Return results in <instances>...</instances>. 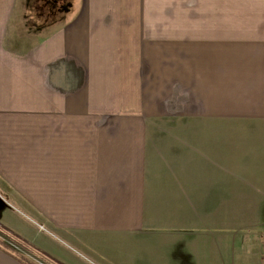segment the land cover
I'll use <instances>...</instances> for the list:
<instances>
[{
    "label": "crops",
    "instance_id": "obj_1",
    "mask_svg": "<svg viewBox=\"0 0 264 264\" xmlns=\"http://www.w3.org/2000/svg\"><path fill=\"white\" fill-rule=\"evenodd\" d=\"M170 1L0 0V223L54 263L262 264L264 45Z\"/></svg>",
    "mask_w": 264,
    "mask_h": 264
},
{
    "label": "rangeland",
    "instance_id": "obj_2",
    "mask_svg": "<svg viewBox=\"0 0 264 264\" xmlns=\"http://www.w3.org/2000/svg\"><path fill=\"white\" fill-rule=\"evenodd\" d=\"M183 1V0H182ZM200 1V2H198ZM194 3V0H189L186 3L180 4L178 0H172L169 3H154L152 5L153 10H227L232 12L231 18L226 20V25L231 28V35L233 42L244 41L246 43L263 44L264 45V0H198ZM138 5V4H137ZM150 5V6H151ZM28 6V4H27ZM149 6V4H148ZM29 21V20H28ZM210 21L216 22L217 28L224 27V20H193V19H169V39L170 44L173 42L178 44H185L191 42L193 30L195 27L197 31H204L202 22ZM257 36H259L257 38ZM258 39V40H257ZM246 48L242 45V51ZM254 49L264 54V46H254ZM171 52V51H170ZM247 53V52H246ZM172 58V55H170ZM237 61L235 60L234 63ZM245 65L241 70L244 73L250 70L254 63L250 58H243L238 61ZM238 68L234 66V75L237 73ZM237 73V74H236ZM175 100L170 101V105H175ZM238 106V104H235ZM192 118L190 114H186ZM203 133V132H202ZM220 133V132H219ZM186 139L192 138L191 131L183 132ZM235 134V132H234ZM6 227V226H5ZM8 228V227H7ZM9 229V228H8ZM42 229V228H41ZM11 230V229H10ZM12 231V230H11ZM15 233V232H14ZM19 236V235H18ZM257 247V244H255ZM0 248L11 254L14 258L24 264H57L43 256L40 252L33 249L29 245L23 243L21 239L15 238L9 235L3 229H0Z\"/></svg>",
    "mask_w": 264,
    "mask_h": 264
},
{
    "label": "trees",
    "instance_id": "obj_3",
    "mask_svg": "<svg viewBox=\"0 0 264 264\" xmlns=\"http://www.w3.org/2000/svg\"><path fill=\"white\" fill-rule=\"evenodd\" d=\"M0 229H3L5 232H7L9 235H12L15 238L21 239L20 236H18L16 233L5 227L3 224L0 223Z\"/></svg>",
    "mask_w": 264,
    "mask_h": 264
},
{
    "label": "built area",
    "instance_id": "obj_4",
    "mask_svg": "<svg viewBox=\"0 0 264 264\" xmlns=\"http://www.w3.org/2000/svg\"><path fill=\"white\" fill-rule=\"evenodd\" d=\"M261 261H262V264H264V236L262 237V240H261Z\"/></svg>",
    "mask_w": 264,
    "mask_h": 264
}]
</instances>
